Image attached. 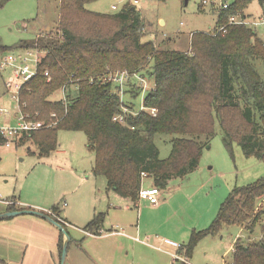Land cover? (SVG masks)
Wrapping results in <instances>:
<instances>
[{
    "label": "trees",
    "instance_id": "16d2710c",
    "mask_svg": "<svg viewBox=\"0 0 264 264\" xmlns=\"http://www.w3.org/2000/svg\"><path fill=\"white\" fill-rule=\"evenodd\" d=\"M97 1L60 0L56 30L51 29L46 39L19 43V48L46 53L39 76L24 86L20 103L29 119L46 127L24 134L18 145L34 144L38 156L47 158L58 149L61 131L83 132L95 156L93 175L104 178L108 190L134 202L139 200L143 175L166 189L173 178L199 168L203 151L215 136L216 117L232 157L238 145L246 157L264 162V39L246 25L215 34L232 15L245 14L254 2L264 8V0H234L229 10L216 14L212 32L192 35L190 52L164 51L154 41H144L145 22L132 1L115 13L90 10ZM5 50L0 46V53ZM47 71L50 81L43 76ZM119 71L155 80L144 106L158 109L157 117L131 111L126 123L114 121L124 107L133 109L108 80ZM71 80L77 88L68 106L52 100ZM132 92L139 96L141 89ZM160 135L172 138L166 159L160 157L155 142ZM51 212L59 216L60 208ZM104 217L97 215L85 231L102 234ZM260 223L259 241L235 243L233 264H264V178L232 190L211 226L194 232L183 250L190 258L202 238L230 227L253 232ZM60 241L62 256L63 235Z\"/></svg>",
    "mask_w": 264,
    "mask_h": 264
},
{
    "label": "rangeland",
    "instance_id": "374dc122",
    "mask_svg": "<svg viewBox=\"0 0 264 264\" xmlns=\"http://www.w3.org/2000/svg\"><path fill=\"white\" fill-rule=\"evenodd\" d=\"M130 1L132 0H99L90 4L88 8L98 13H115L119 12ZM202 1L167 0V2L162 3L156 0H141L137 5V9L145 22L143 40L154 41L160 50L190 52L191 34L212 32L217 25V15L211 11L210 7L202 9L203 11L200 9ZM228 1L233 2L234 0ZM113 6L117 7V10H113ZM59 11L60 0H0V46L6 49L0 53V60L11 54L25 52V49L18 47L22 41L32 43L46 39L47 33L51 29L56 30L59 21ZM245 15L248 16L252 23H260L264 19V8L256 1L247 8ZM249 27L255 29L259 37L264 39V25H259L256 28ZM35 57H37V53H35ZM138 75L140 76L138 79L132 78L135 83L133 82L132 84L128 81L124 87L125 97L121 98L123 103L133 107V109L129 107L128 109L134 113L140 112L144 107L142 89L145 88L149 91L155 86L153 78H144V80H147L145 82L141 79L142 77L139 73ZM11 79L12 69L10 67L3 71L0 70V103L11 107L15 113L17 110L16 101L11 99L12 94L6 87V83ZM114 88L115 92L121 96V88L116 86ZM134 89H141L139 96L132 92ZM134 95H136V98H134ZM58 97H60V93L56 92L51 99L58 100ZM6 120L4 117L0 118V124H3ZM214 122L215 136L212 137L209 146L203 151L199 169L184 181L175 180L170 185L172 187L171 190H173L177 185L184 182L181 191H170L174 193L171 204L174 207H179L186 203V206H184L186 211L181 210L180 217L184 221H188L189 226H194L193 228L197 230L210 226L211 222L216 219L221 205L232 190L236 187L248 186L264 178V162L253 157H246L238 145H234V156L232 157L224 145V132L217 117ZM171 140L170 136L165 135L157 136L155 139L162 159L168 158L171 153ZM58 141L59 148L66 152L62 156L63 160H61L65 161V164L60 165L53 158L52 161L56 162V165L53 166L60 165L65 170H68L69 173L66 178L68 182L65 181V183H68L71 187L75 186V179H79V177L75 173L70 172V168H66V166L67 163L71 162L72 165V162H74L75 166L91 172L94 158L87 148L88 138L83 132L61 131ZM29 147L34 154L37 153V147L34 144L24 146L19 149V156L17 158L14 156L12 163L9 159L8 147L2 152L0 158H3V161H0V166L5 171L4 175L6 178H4V182L6 183L7 181L6 186L12 187V190L10 194L0 191L1 198L5 201L10 200L9 196L14 193V188H17L16 193L19 197L21 195L23 199L30 197L31 184L34 183L41 193L36 195V199L31 197V201L40 203L45 208L50 206V209L59 202L62 205L65 202V195L61 193V188L58 186L60 181L64 180L58 173L62 168L60 167L59 171H57L56 168L52 167L51 163L47 162L48 159L40 161L37 155L29 154ZM12 152L17 153L15 148ZM85 177L86 175H83L80 180ZM23 181V191H21L16 183L21 184ZM91 181L100 188L104 179L95 180L94 178ZM146 185L144 187H148ZM78 192H84L83 188H78ZM66 200L68 201L67 197ZM0 203H2L1 200ZM77 231L83 233L81 229ZM119 231L120 233L123 232L122 229ZM157 234L160 235L151 236L152 238L139 235L135 240L138 243H147V246L153 248H155L154 246L157 245L159 240L160 243L166 239L182 243L179 241L181 238H178L175 233L161 230ZM261 236V223L253 232L241 227L224 229L219 236L200 240L195 250L197 260L195 262L193 256L194 262L192 264H233L232 248L238 242L237 240L242 239L243 241L253 242L259 241ZM214 243L217 245H214ZM12 245L18 246L17 243H12ZM206 251H210V257L207 259L204 257ZM0 252H3V250L0 249ZM30 252L29 250L27 253L28 259ZM161 252L164 251L161 250ZM21 257L23 259L24 253ZM0 264L11 263H2L0 261ZM133 264H142V261L136 259Z\"/></svg>",
    "mask_w": 264,
    "mask_h": 264
},
{
    "label": "crops",
    "instance_id": "0c3cea01",
    "mask_svg": "<svg viewBox=\"0 0 264 264\" xmlns=\"http://www.w3.org/2000/svg\"><path fill=\"white\" fill-rule=\"evenodd\" d=\"M114 7L115 6H113V9ZM193 34L194 33L191 34V37ZM28 145L31 144H26L24 146ZM24 146H20L18 143L11 145L0 144V156L5 148L8 147V155L12 163L14 156L17 158L20 152L19 149ZM14 148L15 152L17 151L16 154L12 152ZM28 152L31 155L38 156V151L34 154L30 147L28 148ZM65 153V151H62L58 147V149L47 158H40L38 156L40 161L48 159L47 162L51 163L52 167L56 168L57 171H59L60 167L62 168L58 173L64 180L60 181L58 186L61 188V193L65 195H63L65 197V202L62 205L59 202L57 205L53 206H58L60 208L59 216L58 214H52L51 211L53 207L51 209L49 208L50 206L45 208L42 204L31 201V197L32 199H36V195L41 193V191L35 187L34 183L31 184V189H33H30V197H25L24 199L22 195L19 197L16 193L17 188H14V193L9 196L10 200L8 199V201H11V204L1 200L0 249L3 250V252H0V261L2 263L62 264L60 252V239L62 235L64 238L63 249L65 245L68 244L65 264H133L136 259H140L142 264H192L194 262L193 256L196 262L197 257H195V250L199 243L190 258L186 257V252L183 249L189 243L194 232L208 229L213 222H211L209 227L203 228L202 230H197L193 228L194 226H189L188 221H184L180 217L181 210L184 212L186 211L184 207L186 203H183V205L179 207H174L171 204L174 193L170 191H181L184 182L177 185L173 190H171L172 187H170V185L175 180L184 181L199 168L185 177L173 178L166 189H160L162 193L159 203L153 205L148 200L139 199L137 202H134L130 199L121 197L113 190H108L104 178H102L104 179L103 184L98 188L94 182L91 181L94 178L95 180L99 179L93 175L95 156L92 152L91 154L94 161L91 172L81 169L79 166H75L74 162H72V165L71 162L67 163L66 168H70V172L75 173L79 177V179H75L76 185L71 187V185L65 183V181L68 182L66 179L69 173L68 170L60 166L65 164V161H61ZM53 158H55L60 165L53 166L56 165V162L52 161ZM0 161H3V158H0ZM16 168L19 169L18 166H16ZM4 174L5 171H3V168L0 166V191L10 194L12 187L6 186L7 181L6 183L4 182V178H6ZM83 175H86V177L80 180ZM91 177H93V179H91ZM23 183L24 181L21 184L18 182L16 183L21 191H23ZM145 185L148 187H144ZM152 187H156L154 186L153 179L145 177L143 188ZM78 188H83L84 192L79 193ZM23 210L38 211L46 215L47 218L35 214L1 218L9 212ZM97 215L105 216L101 226L104 233L100 235L88 234L85 228ZM55 218L59 219V222H62L65 228L60 225ZM59 225L63 227L64 230H61ZM67 227H69V230L66 229ZM78 229L83 230V233L77 231ZM120 229L123 230L122 233H120ZM161 230L175 233L178 238H181L179 241L182 242L180 243L182 249L179 253L182 259L179 261L174 262L170 252L164 248L163 241L160 243L159 240L157 245L154 246L155 249L151 246H147V243H138L135 240L139 235H144L145 237L160 235L157 233H160ZM215 236L219 235H208L202 239ZM12 243H17L19 247L13 246ZM214 245L217 244L214 243ZM29 250L31 252L28 254V259L27 253ZM161 250L164 252H161ZM171 251L174 252L175 250L171 249ZM23 253L24 257L22 259L21 255H23ZM204 257L205 259L209 258L210 251H206Z\"/></svg>",
    "mask_w": 264,
    "mask_h": 264
},
{
    "label": "built area",
    "instance_id": "2783aa9c",
    "mask_svg": "<svg viewBox=\"0 0 264 264\" xmlns=\"http://www.w3.org/2000/svg\"><path fill=\"white\" fill-rule=\"evenodd\" d=\"M141 0H132L135 5H138ZM232 6V2L228 0H203L201 7L206 8L210 7L211 11L215 14H221L227 10H229ZM116 9V7H114ZM236 25H246L252 26L253 28L258 27L259 25H264V19L260 23L251 22L247 15L238 13L237 15H232L229 18L227 24L220 26L217 28L216 35L218 34H227L229 28ZM213 31V30H212ZM35 53H37V57H35ZM46 53L40 51L38 48L25 49V52L20 54H11L7 56L5 59L0 60V70L3 71L7 67L12 69V79L6 83V87L8 91L12 94L11 99L16 101L17 110L14 113L12 108L0 103V118L4 117L7 119L3 124H0V138L3 140V144L11 145L16 144L20 138L24 134H31L37 131L42 130L45 126V123L41 121H34L29 119L27 115H25L21 109V93L24 89V86L32 81L34 78L39 76V65L42 61L43 56ZM141 75V74H140ZM43 76L48 78L50 81V73L47 71ZM138 79L140 76L138 74H130L128 71L115 72L108 76V80L112 82L114 87L121 88V98L125 97L124 95V87L128 83L133 84L135 80L132 78ZM142 77V76H141ZM143 81L144 77H142ZM146 79V78H145ZM77 88L76 84L73 80H71L67 85H65L60 91V97L58 100L61 101L64 105L68 106L71 102V96L74 94V90ZM155 88V86L153 87ZM152 88V89H153ZM145 95L147 94V90L142 89ZM135 96V95H134ZM147 111L151 116L157 117L158 109L156 108H146L145 106L140 111ZM138 112V114L140 113ZM131 113V111L124 107L122 113L118 114L114 121L120 122L122 124L126 123V114ZM15 123V124H14ZM146 177V175H143ZM162 191L157 187L152 188H143L139 193V199H144L150 201L153 205H157L160 200ZM0 200H3L0 195ZM5 201V200H3ZM6 203L11 204V201L6 200ZM101 233H104L103 231ZM164 248L170 252L174 262L179 261L181 258V254L179 253L182 245L178 242H174L172 240L166 239L163 240ZM171 249L175 250L174 252ZM235 251V247L232 248V253Z\"/></svg>",
    "mask_w": 264,
    "mask_h": 264
},
{
    "label": "water",
    "instance_id": "95a60500",
    "mask_svg": "<svg viewBox=\"0 0 264 264\" xmlns=\"http://www.w3.org/2000/svg\"><path fill=\"white\" fill-rule=\"evenodd\" d=\"M40 215V216H43V217H46V215H44L43 213L41 212H38V211H34V210H23V211H13V212H9L7 213L5 216H2L1 218H8V217H15V216H19V215ZM60 229L61 230H64L63 227H61L59 225ZM67 250H68V244L65 245L64 249H63V254H62V264H65V261H66V256H67Z\"/></svg>",
    "mask_w": 264,
    "mask_h": 264
}]
</instances>
